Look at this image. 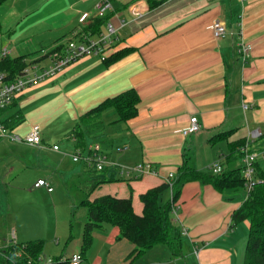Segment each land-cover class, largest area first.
Segmentation results:
<instances>
[{
    "label": "crops",
    "instance_id": "obj_1",
    "mask_svg": "<svg viewBox=\"0 0 264 264\" xmlns=\"http://www.w3.org/2000/svg\"><path fill=\"white\" fill-rule=\"evenodd\" d=\"M97 1L0 0V51L6 47L10 57L23 56L26 62L45 66L51 48L64 44L74 31L92 21ZM110 1L112 9L104 21L117 28L110 56L126 48L123 54L108 63L95 56L76 60L56 75L26 87L0 116L5 119L19 110L22 121L11 129L23 135L32 124H38L42 138V147L6 144L0 139L1 195L10 189L17 201L39 194L56 202L71 178L81 177L84 182L82 187L72 185L79 195L75 198L70 192L66 207L58 209L54 204L57 213L52 225L45 221L43 226H29L32 218L23 217V226L17 231L16 224H7L9 202H2L0 215L6 220L0 230V246L42 239L41 258H68L82 249L86 212L76 223L70 214L87 195L89 199L104 194L130 196L133 211L140 213V194L160 184L168 172L176 175L184 159L200 171H208L214 161L237 167L241 160L236 142L255 129L264 136V0ZM151 1L157 3L152 6ZM82 14L87 16L83 22L79 20ZM121 20L126 24L120 28ZM213 21L224 22L233 33L242 30L244 40L252 46L245 61L236 53L234 36L212 35L209 25ZM103 28L104 24L100 30ZM129 88L139 97L137 114L116 121L113 110L104 112V136L88 138L86 145L98 143L108 160L122 164L150 162L157 174L98 183L87 192L94 174L84 163L71 160L75 149L69 132L82 113ZM64 112L70 124L60 140H51L49 124ZM192 115L200 129L184 136L180 130ZM258 143L253 144L258 147ZM52 144L59 150H52ZM29 165L38 168V175L24 185L21 176ZM258 165L264 171V160ZM39 178L48 179L53 189L34 187ZM9 182L21 186L12 189ZM246 195V190L238 198L236 190L219 191L211 184L187 181L173 202L176 214L171 212L174 224L187 231L181 235L182 256L174 255L166 244L136 255L134 244L119 237L117 226L103 224L92 231L79 264H235L236 242L239 237L245 242L248 221H241L242 227L239 223L232 226L231 215ZM170 197L168 188L160 200L165 203ZM31 214L35 215H25ZM9 228L15 232L13 240Z\"/></svg>",
    "mask_w": 264,
    "mask_h": 264
},
{
    "label": "trees",
    "instance_id": "obj_2",
    "mask_svg": "<svg viewBox=\"0 0 264 264\" xmlns=\"http://www.w3.org/2000/svg\"><path fill=\"white\" fill-rule=\"evenodd\" d=\"M155 3L157 1H151L152 6ZM104 17L93 16L92 21L84 23L81 30L91 33L99 32ZM61 46L62 44L54 46L49 51L58 49ZM125 50L126 48L119 50L107 58L105 62L108 63L120 56ZM30 63L33 62H26L23 60V56H3L0 57V71L5 72L7 81H13L21 70ZM138 101L137 92L129 88L114 96L104 98L82 113L69 132L74 141V149H83L88 138L96 140L104 136L102 119L104 112L113 110L117 114L116 121H127L137 114ZM11 103L4 108H0V114ZM22 118L20 111L17 110L10 117L0 119V121L7 128H13L22 121ZM244 141L236 142V151L239 158H241L239 146ZM256 141L259 142L258 148H264L263 135H260ZM254 145L252 144L251 147H255ZM258 163L259 161L254 163L255 175L264 179V171L260 169ZM220 165L221 171L217 173L212 172L209 168L208 171H200L191 168L184 159L177 169L171 187L167 182L162 181L140 194L139 198L142 204L140 213L133 211L130 196L104 194L89 199L87 195L79 204L86 210L81 254L91 242L92 231L100 228L103 224H109L118 227L119 237H124L134 244L136 255L142 254L157 244H166L174 255H181L180 229L174 224L171 216L172 204L179 195L181 186L187 181L211 184L219 191L224 189L237 190L244 186L245 179L241 172L242 165L237 167H228L222 163ZM92 173L94 174L92 179L94 182L87 188V192L98 183L122 179L116 167H106L101 171L92 170ZM168 188L171 190L170 200L162 203L160 200L161 194ZM243 220L248 221V231L242 264H264V182L255 184L240 206L232 212V226ZM43 243L42 239L25 242L10 241L2 249L0 264H38ZM49 264H67V262L56 259Z\"/></svg>",
    "mask_w": 264,
    "mask_h": 264
},
{
    "label": "built area",
    "instance_id": "obj_3",
    "mask_svg": "<svg viewBox=\"0 0 264 264\" xmlns=\"http://www.w3.org/2000/svg\"><path fill=\"white\" fill-rule=\"evenodd\" d=\"M241 3L245 0H239ZM112 9L110 0H98L94 5V16L104 17L107 11ZM86 14H82L79 18L81 22L86 19ZM104 28L96 33L85 32L77 30L72 33V36L66 40L64 44L58 49H54L47 53L48 63L45 66H40L36 63L26 65L20 74L13 80L7 81L5 72L0 71V108L9 105L13 98L22 92L26 87L38 84L62 71L66 66L75 62L84 56H95L99 60H106L114 49V44L117 40V28L109 21H104ZM125 21L121 20L120 28L125 25ZM210 31L215 38H225L232 35L236 38L235 47L236 53L245 61L249 56L252 46L246 42L242 35V30L238 29L233 33L224 22L213 21L209 25ZM9 50L3 47L0 51V57L8 55ZM242 107L247 108L246 104ZM200 129V124L196 116H190L188 124L180 131L182 135L187 136L197 132ZM261 135L259 129L251 131L246 137L245 141L239 146L241 153L242 176L244 177V188L246 194L253 188L255 184L263 183L264 179L255 175L256 161L264 160V148L251 147L256 139ZM0 139H6L13 143H24L33 147H42L41 128L38 124H32L28 131L21 135L11 128H7L0 121ZM52 150H59L57 144L50 146ZM126 149V146L121 148ZM73 162L84 163L87 167L95 171H101L106 167H116L119 175L125 178H136L145 173L157 174V171L151 166L150 162L143 161L135 164H122L115 160H108L98 143H93L85 146L83 149H75L71 154ZM209 169L214 172L221 171V165L218 161L210 164ZM174 172H168L162 176L163 181L167 182L171 187ZM34 187H44L47 191H51L52 185L46 178L37 179ZM247 196V195H246ZM177 207L172 204L171 212L175 215ZM181 235H186L187 231L184 227L180 228ZM7 245V244H6ZM0 246V256L2 249L6 246ZM38 264L52 263L54 258L46 257L38 258ZM67 262V264H79L82 261V254L80 251L73 252L68 258L59 259Z\"/></svg>",
    "mask_w": 264,
    "mask_h": 264
},
{
    "label": "rangeland",
    "instance_id": "obj_4",
    "mask_svg": "<svg viewBox=\"0 0 264 264\" xmlns=\"http://www.w3.org/2000/svg\"><path fill=\"white\" fill-rule=\"evenodd\" d=\"M8 112L7 111H3L0 116H4V113ZM68 114L67 113H63L62 115H60L58 118H56L54 121H52L49 124V127L51 128V140H60V135L62 133V131H64L68 125L70 124V122H68ZM3 119V118H1ZM3 143L9 144V141H7L6 139H3ZM61 143L64 145L65 142L64 140L61 141ZM69 147H71L70 145H68ZM37 170L38 168L29 165L27 168L24 169L21 172H23V175L21 177H23L24 179L21 180V182L24 183V185H27L28 183L32 182V179H34V177H37ZM5 181H8L5 179ZM11 184L12 189H15V185L17 186H21L19 184V182H9ZM83 180L81 177H73L71 178V183L67 184L65 186H63V191L61 190L62 193H60V196L58 197V199L55 201H53L50 197L48 196H43V195H39V194H33V195H26V196H22L19 200L17 201L16 198H12L10 196L11 194V190L7 189V191L5 192V194L1 195L0 194V207L2 206V202L4 203H8L10 204V210L6 211V217L7 220L9 221L7 224H11L14 225L16 224V226L14 225L13 227H16L17 231L19 230V228L21 226H23V223L21 222L20 219H22L23 217L25 218H32V222H29L31 224H29V226L33 225L32 223H35V225H39V226H43L45 225L44 222H48L49 225H52L54 220H55V210L57 211V207L59 209L63 208V206L66 207V204L68 203V199L70 198V192L71 195L74 194V197L77 198V196L79 195V191L76 190L75 187H72V185L74 186H83ZM30 186V185H29ZM73 190V191H72ZM245 189L239 188L238 190H236V197L238 198H243V194H244ZM10 197V198H9ZM79 201V200H78ZM54 204L57 206L55 208H53ZM7 207V206H6ZM8 208V207H7ZM73 214H70V218L72 220L73 223H76L77 220L81 217V215L85 214V208L83 206H75V208L73 209ZM29 213H34L35 215H25V214H29ZM6 217H4V215H0V230L3 228V220H6ZM11 222V223H10ZM242 227V223L239 222V227ZM15 229V231H16ZM21 229V228H20ZM12 228H9V237L11 238L10 240L14 239V235L15 232H12ZM245 231V230H243ZM240 233V232H239ZM246 237H247V233H246ZM244 241L243 238H238L237 242H236V254H235V264H242L243 262V256H244ZM183 253V251H182ZM177 256H182L181 255H177Z\"/></svg>",
    "mask_w": 264,
    "mask_h": 264
}]
</instances>
